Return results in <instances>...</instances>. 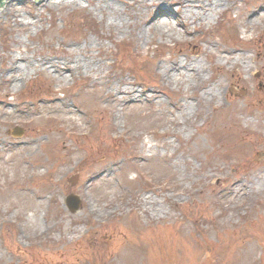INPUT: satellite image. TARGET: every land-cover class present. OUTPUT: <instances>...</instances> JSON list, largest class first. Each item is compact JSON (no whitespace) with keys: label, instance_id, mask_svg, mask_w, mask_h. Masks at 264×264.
<instances>
[{"label":"rangeland","instance_id":"obj_1","mask_svg":"<svg viewBox=\"0 0 264 264\" xmlns=\"http://www.w3.org/2000/svg\"><path fill=\"white\" fill-rule=\"evenodd\" d=\"M9 1L26 17L0 16V264H264V0H221L196 24L184 0H116L122 30L98 0ZM159 5L175 14L156 30ZM64 40L90 42L103 75L46 66L5 80L11 56L58 59ZM197 46L241 52L253 70L197 54L222 93L192 98L187 121L192 81L161 66Z\"/></svg>","mask_w":264,"mask_h":264},{"label":"bare ground","instance_id":"obj_2","mask_svg":"<svg viewBox=\"0 0 264 264\" xmlns=\"http://www.w3.org/2000/svg\"><path fill=\"white\" fill-rule=\"evenodd\" d=\"M50 0H43L41 3L46 4L49 3ZM53 1V0H52ZM62 3H66L68 6L72 7H79L81 6L80 0H55ZM68 1V2H67ZM99 1V7L102 9V11H106L109 13V21L108 24L116 25L119 30H122L124 28L125 19L122 15V7L118 4V1L116 0H98ZM123 3L129 4L128 2L131 0H121ZM162 0H155L154 2H158ZM2 6L6 5L5 8L0 10V16L1 14L11 12L13 18L19 19L21 21V17H26L24 14H22V11L14 7L13 3L8 2V0H4L0 2ZM53 3V2H52ZM223 1L221 0H184L180 1L179 5L182 8V11H180L179 15L183 17L184 19L182 21L184 24H186V21H190L191 23H198L200 21L207 20L210 15H213L214 12H216L220 7H222ZM158 6V3H157ZM160 6V5H159ZM261 14L264 15V4L261 5ZM131 10V9H130ZM135 16V11H130ZM157 17L153 20L152 27L156 28V30L160 28L167 27V24L170 22L168 20V17H173L175 14V11L166 9L163 6H160L158 10ZM170 19V18H169ZM23 21V20H22ZM168 21V23H167ZM253 21H251L252 23ZM23 26H28L30 22L24 23L21 22ZM169 26V24H168ZM138 32L139 37L142 36V27L137 26L134 29ZM169 32H172L171 38L179 39L174 34V30L168 29ZM190 31V30H189ZM169 34V36H170ZM64 49L63 52L58 55V59H49V58H42V59H29L27 55L23 53L15 54L10 57V60L8 62V66L6 67V70H9L10 73L5 75V80H7L12 87H18L21 82H23L26 78V76L33 71H38L42 67L49 66L50 69H53L55 71V75L63 79L66 75V72H70V70H77L84 68L88 72H92L94 70H97L98 74L97 76L101 77L105 70L103 69L106 62V59L98 58V56L94 53L93 45L86 41L84 44L79 43L78 41H67L64 40ZM213 45V43H212ZM101 45H99L100 47ZM106 48V46L104 47ZM241 52H236L235 50L230 51L226 48L220 49L218 53H214V55H211L210 51L208 49H202L197 46V50L195 53L189 55L185 54V58L179 59L178 57H174L172 61H170L168 64H165L164 66H161V71L164 74V78L167 82H172L175 80V78H178L179 76H182L186 78V80L192 81L189 85V87L194 88L195 92H191V96L189 98H186L185 102L182 103V105L179 106V109L182 110V114H185L184 120H191V116L194 112H190L191 108L193 107L192 104V98L194 100H201L202 99H216L220 94L222 93V85L220 78H212L209 79V81L203 76V73L207 70V67L204 63H202L199 58L196 56L197 54L203 55L205 57H212L214 66H217L219 68H222L223 65L230 63V65L234 66L233 70L237 66H242L246 71L251 72L253 69L250 68L247 64V60L245 56H242L240 54ZM100 67V69H98ZM240 72V69H238ZM194 80L196 81L195 83ZM114 90H116L118 93L125 92V94H131L127 95L128 97L132 99L138 100L140 98V93H138L140 90H135L132 87L128 86H114ZM198 91V92H197ZM201 91V92H200ZM156 95L154 94V97ZM8 106H11L12 103H8ZM198 112H196L197 114ZM197 116V115H196ZM114 121H119V116L114 117ZM175 123L180 126V121H175ZM115 125V124H114ZM117 126V125H115ZM187 130V128H186ZM176 136L181 135L180 132H172ZM3 140V139H2ZM178 196L181 195V193H177ZM148 200V199H147ZM153 200H149L150 204H153Z\"/></svg>","mask_w":264,"mask_h":264},{"label":"water","instance_id":"obj_3","mask_svg":"<svg viewBox=\"0 0 264 264\" xmlns=\"http://www.w3.org/2000/svg\"><path fill=\"white\" fill-rule=\"evenodd\" d=\"M1 1H4V0H0ZM1 3H0V7H1ZM18 130V128H17ZM21 132V131H20ZM78 180V176H73L72 178H70V181L75 184ZM66 203H67V206L71 209V211H76L80 205H81V198L76 195V194H71L69 195L67 198H66Z\"/></svg>","mask_w":264,"mask_h":264}]
</instances>
